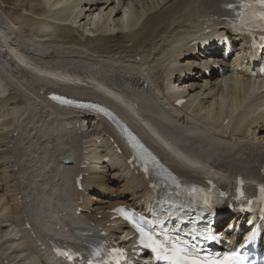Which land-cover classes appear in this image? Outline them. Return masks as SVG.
<instances>
[{
    "label": "bare ground",
    "instance_id": "1",
    "mask_svg": "<svg viewBox=\"0 0 264 264\" xmlns=\"http://www.w3.org/2000/svg\"><path fill=\"white\" fill-rule=\"evenodd\" d=\"M229 1L0 0V264H58L48 242L76 246L85 233L131 247L111 212L154 201L111 124L56 106L52 92L111 108L186 178L233 189L242 175L251 190L264 180L263 79L249 74L264 51L248 57Z\"/></svg>",
    "mask_w": 264,
    "mask_h": 264
},
{
    "label": "snow or ice",
    "instance_id": "2",
    "mask_svg": "<svg viewBox=\"0 0 264 264\" xmlns=\"http://www.w3.org/2000/svg\"><path fill=\"white\" fill-rule=\"evenodd\" d=\"M256 2L264 6V0H256ZM54 99L60 98L54 97ZM63 102L70 103L69 101ZM196 191V189H192L190 194ZM261 192L264 193V189H261ZM145 223L151 225L153 222L145 221ZM157 223L159 222L157 221ZM134 227L141 235L140 243L151 248L155 253V258L158 261H165L166 264H242L243 258L239 253L226 254L223 257H200L195 245H189L187 241L179 237L174 238L167 232L153 235L135 222ZM208 238L206 237V239ZM68 258L71 259V256Z\"/></svg>",
    "mask_w": 264,
    "mask_h": 264
}]
</instances>
